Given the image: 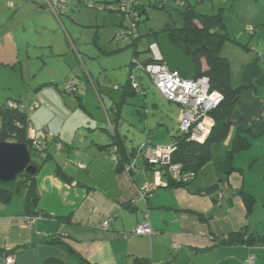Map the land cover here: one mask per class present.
<instances>
[{"label": "crops", "instance_id": "1", "mask_svg": "<svg viewBox=\"0 0 264 264\" xmlns=\"http://www.w3.org/2000/svg\"><path fill=\"white\" fill-rule=\"evenodd\" d=\"M87 2L99 4L65 0L68 16L53 13L45 0H0V83L5 73L22 80L0 84V107L8 102L20 105L28 117L24 138L32 134L42 141L47 159L43 162L34 152L39 161L34 164L40 167L32 198L27 187L8 203L0 202V264L7 256L14 264H247L250 256L255 257L254 264H264V248L259 244L215 245L241 231L264 236V0L245 13L250 18L244 30L252 29L250 35L243 33V23L228 34L224 23L227 40L219 51L229 62L231 87L241 91L230 116L229 134L216 145L223 148V160L240 130L250 142L248 149L233 156V170L227 176L219 170L221 160L212 175L205 174L209 162L188 185L164 183L145 201L136 200L135 188L154 179L152 169L138 160L127 176L111 152L120 143L127 160L144 143L168 146L177 136L178 126L168 124L174 114L152 108L143 114L136 108L133 121L125 116L134 92L128 76L137 69L131 70V65L149 62L150 55L141 54H148L154 36L143 39L139 34L134 47L125 39L116 43L122 20L103 14L115 45L98 47L100 58L108 62L116 57L120 42L126 43L122 49L135 51L133 62L118 69L119 89L110 96L109 85L90 73L94 74L96 63L82 59L62 21L75 26L76 19L82 24L84 17L76 15ZM104 68L108 74L109 67ZM73 79L79 82L77 90L64 92V84ZM136 99L132 105L139 107L142 100ZM152 103L156 107V101ZM109 124L114 135L107 130ZM57 170L69 182L61 180ZM29 218L35 221L32 226L25 222ZM145 223L151 235L126 237ZM173 244L180 246L178 251Z\"/></svg>", "mask_w": 264, "mask_h": 264}, {"label": "trees", "instance_id": "2", "mask_svg": "<svg viewBox=\"0 0 264 264\" xmlns=\"http://www.w3.org/2000/svg\"><path fill=\"white\" fill-rule=\"evenodd\" d=\"M91 4L96 5L97 3H91ZM162 4L163 2L161 4L153 3L154 6H160ZM137 10H139L140 14L141 12L144 11V6L141 4V2L137 6ZM182 16H183V24L181 27L175 28L167 24L159 33H151L149 34V36H154L156 37L157 40L159 35L167 34L172 46L180 50L183 55H185L186 57L192 60L196 69V76L194 79H199V78L208 79L210 91L216 92L217 94H219V96L222 99L219 106L215 110L211 111L209 114L210 118L213 121V126L211 128L210 135L208 136L204 144L199 145L193 142H188L186 136L183 133H181L180 130H179L180 134L174 137L172 143L170 144V145H174L176 148L172 156L171 162L173 164L181 165L182 170L184 171L193 172L196 177L197 172L205 165H207L211 160V146L214 144H219L227 138L231 125L229 121L230 116L238 100L241 88L231 87L229 83L231 78V74L229 70V62L226 58L220 56L219 54L220 49L227 40L226 28L224 23L222 22L221 10H218L217 13L212 16H203L196 14L189 9H185L182 13ZM139 24L140 23L138 21L137 29ZM123 25L124 23L122 20L119 25V29H121ZM138 38H139V33L137 31V38L134 39V41L127 40V42L129 43L127 45L129 47H134ZM148 53L150 54L149 46H148ZM151 63H152V57L150 54L149 62L143 63L141 65L147 66ZM140 72L147 74L143 71ZM11 103H12L11 108L8 107L7 105L5 107H0V142L15 141L16 143L27 144L30 152L33 153L34 150L31 146V143L29 142V140L27 139L25 140L24 138L25 129L28 124V117L26 113L22 111L19 104H16L14 102ZM178 129H179V124H178ZM249 145H250L249 140L241 135L240 130H237L233 137L229 150L225 152L224 159L219 164V170L223 175L227 176L229 172H232L233 167L231 162L233 156L236 155L237 153L243 152L246 149H248ZM114 148H116V159H117L115 162L118 164L119 168H122L121 169L122 172H124L123 168L127 164H129L133 159L136 148L132 151L131 157L127 160H125L121 155L120 143H116L113 149ZM45 154L46 151L44 153V156L42 157L43 159L45 158ZM46 160L47 159H44L43 162H45ZM31 164L36 165L34 164V162H32ZM36 166L38 170L40 166L38 165ZM57 175L64 182H69V180L61 173L60 170H57ZM165 175L163 181L165 183H168V186L172 185V186L184 187L190 183V182L186 184L173 183L170 182ZM19 176L24 177L23 181L26 183L28 187L27 189L28 197L32 198L33 195H35V189L34 188L32 189L35 175L30 176L27 174H21ZM16 180L10 184H14ZM10 184L0 185V202L2 203H8L14 193L20 192L18 188H16L15 190L8 189V185ZM214 188L215 186L210 187L208 190L211 191ZM217 244L242 245L246 247H251L254 244H259L260 247L264 248V236H257L253 234L249 235L246 234L245 231H241L238 232L237 234H231L229 236L222 238V241L219 240L215 241V245Z\"/></svg>", "mask_w": 264, "mask_h": 264}, {"label": "rangeland", "instance_id": "3", "mask_svg": "<svg viewBox=\"0 0 264 264\" xmlns=\"http://www.w3.org/2000/svg\"><path fill=\"white\" fill-rule=\"evenodd\" d=\"M93 2H98L100 5H114L116 2L115 0H91ZM107 2V3H106ZM142 5L146 6V17L145 21H142L138 25V33L141 35L143 33V39H147V35L151 33H159L167 24L170 26H173L175 28H179L183 24V16L182 13L185 9H189L193 11L196 14L203 15V16H212L217 13L218 10H221L222 13V22L225 23L226 28L228 30V34L234 33L237 29L240 28V24L243 26V33L247 36L251 33H248L246 29L245 20L250 18V15H246L251 10L250 8H258L261 0H164V4L160 6H154L153 3L148 2L147 0H140ZM113 3V4H111ZM180 4V5H177ZM66 7V6H65ZM216 7L215 12L213 8ZM67 9V8H66ZM85 12V13H84ZM105 12V13H104ZM84 13V15H82ZM246 13V14H245ZM68 14L69 11L66 10L65 15ZM110 14L115 17H118L122 20V17L119 14H116L114 12H108V11H102L98 12L96 9H93L91 7H87L85 3H83L81 7V11L77 13L76 16L84 17L81 21L82 24L78 20H73L75 26H69L68 23L64 20L63 23L64 26L67 27L68 31L66 32V35L69 37V39L74 43L75 49L80 53L82 59L84 61L93 59V61L96 63V67L93 69L94 74H92L95 78H100L101 80L105 81L107 85H109V88H111L109 95L111 96L114 94V90H118L119 87H117L116 82V76L118 74V69H121L123 67H128L130 63L133 62V52L134 48H125L122 49L124 46H126L125 42H120V52L115 54L116 57H111V59L108 60V62L104 61L102 58H100V52L98 51V47H108L111 48L115 45V43H112L114 40L116 43H118L117 39L114 37V40H109V29L108 27V21L107 19L104 20V15ZM250 14V13H249ZM64 17V16H63ZM103 17V19H102ZM140 17V12H139ZM138 17V18H139ZM97 18V20H96ZM139 21V20H138ZM63 28H61L62 30ZM63 33H65L64 29L62 30ZM119 31V30H118ZM117 34V33H116ZM115 34V36H116ZM227 34V32H226ZM55 41H58V36L56 35ZM134 41V40H133ZM156 41L154 37L148 42L149 44ZM63 48V47H62ZM91 53V54H89ZM141 55L149 56L150 54L142 53ZM93 63V62H92ZM163 63L164 59H163ZM138 62H133L131 65V70L136 68ZM94 65V64H93ZM104 66L109 67L110 69L108 71V74L104 71ZM104 68V69H103ZM27 70V68H25ZM113 69V71L111 70ZM90 71V70H88ZM16 74H19L17 72ZM130 75V74H129ZM18 75H14L12 73H5L3 75V79L0 84L7 85L11 84L12 82H15L18 80L19 82L22 81L20 77H17ZM27 79H30L29 76L26 75ZM138 86V89L140 88V92H137V90L134 88V84ZM128 87L131 91H136V93H133V97L130 98L131 100L130 105H126V112L125 116L126 118L130 120L133 119L132 112L136 111V108H141V113H147L148 110L154 109L158 110V112H167L168 115L174 114V121L168 119V124L172 126V128L178 126L177 124V117H181V108L176 103H168L166 99H164L160 93L156 90L154 87V84L148 74H144L140 72L138 69H134L132 71L131 77L128 76ZM114 89V90H113ZM130 92V91H129ZM132 96V95H131ZM137 98V99H136ZM139 102V99L142 100L141 102L144 104H140L139 107L132 105V103L135 101ZM120 98H118L119 102ZM156 101V107L152 106V101ZM7 105V103H6ZM219 106V105H218ZM217 106V107H218ZM28 107V105H26ZM216 107V108H217ZM215 108V109H216ZM214 109V110H215ZM180 114V115H179ZM137 121V120H135ZM180 121V120H179ZM173 122V123H172ZM174 122L176 125H174ZM140 126V125H139ZM177 135L180 134L179 129L176 130ZM159 137H161L159 135ZM195 143V142H193ZM153 144V143H152ZM197 144V143H196ZM156 145V144H154ZM223 154V148H219L218 145L214 144L211 148V164L208 166L206 173H209L210 175L213 174L215 166H217L222 159ZM32 161L34 163H38L39 161L36 158V155L34 152L32 153ZM222 161V160H221ZM201 174V173H200ZM199 174V176H200ZM203 173L201 174L200 178L203 177ZM23 176H18L17 180L14 184L8 185V189L15 190L16 188L19 189V191H24L27 189L26 183L23 181Z\"/></svg>", "mask_w": 264, "mask_h": 264}, {"label": "built area", "instance_id": "4", "mask_svg": "<svg viewBox=\"0 0 264 264\" xmlns=\"http://www.w3.org/2000/svg\"><path fill=\"white\" fill-rule=\"evenodd\" d=\"M150 3L161 4L164 0H147ZM65 0H45V5L53 13L65 12ZM140 0H117L114 5H93L86 3L88 7L96 9L98 12L103 10L108 12L119 13L122 17L124 25L117 32L115 38L118 40H134L137 38V22L139 20V10L137 6ZM249 33H253L252 29H248ZM129 44V43H128ZM152 63L147 66L137 65V69L147 73L156 90H158L163 97L172 103H176L181 108V118L179 121V130L183 133L188 142H195L202 145L210 135L213 121L209 114L221 102V97L216 92L210 91L209 81L206 78H199L193 80H186L178 73L171 72L166 64L163 63V56L157 43L149 45ZM134 88L138 90L136 83H133ZM79 86L76 79L69 80L63 86L64 92H75ZM8 107H12V103H7ZM35 105L34 108H37ZM108 132L114 134V126L108 125ZM27 140L31 143L34 152L42 158L46 151V146L42 141L36 140L34 135L29 134ZM174 145L155 146L150 143L139 146L135 149L134 157L123 170L125 174H129L134 169L138 160L143 162L153 169L154 179L146 183L141 188H135L136 200L145 201L149 195L158 190L165 183L163 181L164 175L173 183L186 184L195 178V174L190 171L182 170L179 164L171 162L172 156L175 152ZM111 158L116 161V148L112 150ZM28 226L34 224V219L29 218L25 220ZM107 227V223L103 228ZM152 234L150 225L145 223L138 226L129 236H149ZM180 246L173 244V250L178 251ZM255 257L250 256L247 264H254ZM2 264H14L13 258L7 256L4 258Z\"/></svg>", "mask_w": 264, "mask_h": 264}, {"label": "water", "instance_id": "5", "mask_svg": "<svg viewBox=\"0 0 264 264\" xmlns=\"http://www.w3.org/2000/svg\"><path fill=\"white\" fill-rule=\"evenodd\" d=\"M145 21V12H141L139 23ZM157 44L162 53L164 62L171 72L178 73L186 80H193L196 69L192 60L173 47L167 34L157 38ZM32 155L27 144L0 142V185L13 183L21 174L34 176L37 166L31 164ZM36 207V200L32 202Z\"/></svg>", "mask_w": 264, "mask_h": 264}]
</instances>
